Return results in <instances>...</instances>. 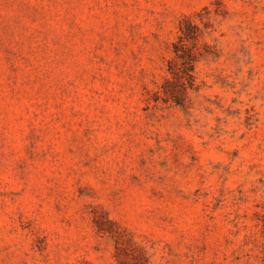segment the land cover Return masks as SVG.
<instances>
[{"label":"rangeland","instance_id":"rangeland-1","mask_svg":"<svg viewBox=\"0 0 264 264\" xmlns=\"http://www.w3.org/2000/svg\"><path fill=\"white\" fill-rule=\"evenodd\" d=\"M0 264H264V0H0Z\"/></svg>","mask_w":264,"mask_h":264},{"label":"trees","instance_id":"trees-1","mask_svg":"<svg viewBox=\"0 0 264 264\" xmlns=\"http://www.w3.org/2000/svg\"><path fill=\"white\" fill-rule=\"evenodd\" d=\"M183 30V29H182ZM183 32H184V30H183Z\"/></svg>","mask_w":264,"mask_h":264}]
</instances>
